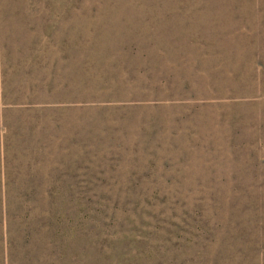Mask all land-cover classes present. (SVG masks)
<instances>
[{"label":"rangeland","instance_id":"374dc122","mask_svg":"<svg viewBox=\"0 0 264 264\" xmlns=\"http://www.w3.org/2000/svg\"><path fill=\"white\" fill-rule=\"evenodd\" d=\"M54 194L264 197V0H0V197ZM44 231L11 264L143 261L121 228Z\"/></svg>","mask_w":264,"mask_h":264},{"label":"trees","instance_id":"16d2710c","mask_svg":"<svg viewBox=\"0 0 264 264\" xmlns=\"http://www.w3.org/2000/svg\"><path fill=\"white\" fill-rule=\"evenodd\" d=\"M130 1L195 3L209 0ZM28 50H32V54L27 53ZM37 51L34 46L24 47L20 55L36 56ZM63 133L61 126L59 134L62 136ZM59 134L51 133V140H55ZM122 141H132L131 147L135 146L132 134ZM159 200L154 196L127 197L123 202L126 210L122 216L116 206L118 198L111 196L107 200L55 194L1 196L0 229L4 226L10 235L8 238V232L2 234L0 264L13 262V247L22 233L24 243L28 244L34 241L35 231L40 235L42 226L47 236V239L42 236L47 242L45 246L49 244L50 247L53 243L57 247L63 241L70 242L75 237L78 239L76 232L81 231L85 236L83 227L91 224L125 231L124 239L143 248L141 264H264V197L232 199L230 207L236 209L232 212L225 209L220 211L224 205L222 198L164 199L160 204ZM127 210L130 214L126 213ZM206 210L213 218L206 217ZM177 211L183 214L181 225L175 219ZM82 212L91 214L86 216ZM219 215L222 220L228 221V228L224 229ZM10 226L14 227L10 229ZM60 227L64 228L63 232L58 231L55 236L54 230Z\"/></svg>","mask_w":264,"mask_h":264}]
</instances>
